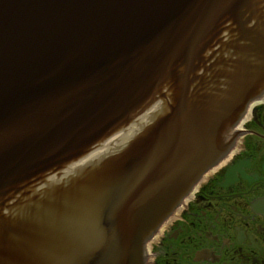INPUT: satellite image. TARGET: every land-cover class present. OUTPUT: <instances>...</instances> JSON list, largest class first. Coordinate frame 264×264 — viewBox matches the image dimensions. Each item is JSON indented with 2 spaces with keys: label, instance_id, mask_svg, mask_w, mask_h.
<instances>
[{
  "label": "water",
  "instance_id": "obj_1",
  "mask_svg": "<svg viewBox=\"0 0 264 264\" xmlns=\"http://www.w3.org/2000/svg\"><path fill=\"white\" fill-rule=\"evenodd\" d=\"M261 4L0 0V264H139L218 159L229 112L264 87ZM129 108L149 123L108 153V173L82 162L32 182L65 154L112 145L106 126Z\"/></svg>",
  "mask_w": 264,
  "mask_h": 264
},
{
  "label": "flooded vegetation",
  "instance_id": "obj_2",
  "mask_svg": "<svg viewBox=\"0 0 264 264\" xmlns=\"http://www.w3.org/2000/svg\"><path fill=\"white\" fill-rule=\"evenodd\" d=\"M146 247L143 264H264V104Z\"/></svg>",
  "mask_w": 264,
  "mask_h": 264
}]
</instances>
